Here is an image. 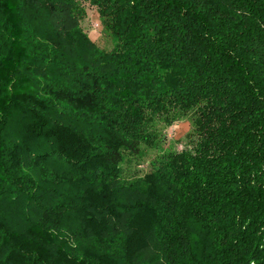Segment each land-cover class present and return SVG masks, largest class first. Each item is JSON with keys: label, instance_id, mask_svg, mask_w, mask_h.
<instances>
[{"label": "trees", "instance_id": "16d2710c", "mask_svg": "<svg viewBox=\"0 0 264 264\" xmlns=\"http://www.w3.org/2000/svg\"><path fill=\"white\" fill-rule=\"evenodd\" d=\"M0 264H264V0H0Z\"/></svg>", "mask_w": 264, "mask_h": 264}, {"label": "rangeland", "instance_id": "374dc122", "mask_svg": "<svg viewBox=\"0 0 264 264\" xmlns=\"http://www.w3.org/2000/svg\"><path fill=\"white\" fill-rule=\"evenodd\" d=\"M84 25L87 28L90 36L97 40V42L106 47L110 48L114 44L113 38L107 36L101 30V23L95 8H89L87 17L84 20ZM188 125L185 122H178L168 128V141L171 142L175 138L181 137L186 130ZM181 145L178 144V147Z\"/></svg>", "mask_w": 264, "mask_h": 264}]
</instances>
